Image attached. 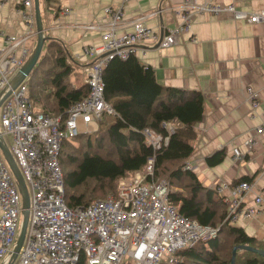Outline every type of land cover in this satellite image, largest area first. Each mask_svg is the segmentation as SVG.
<instances>
[{"label": "built area", "instance_id": "2783aa9c", "mask_svg": "<svg viewBox=\"0 0 264 264\" xmlns=\"http://www.w3.org/2000/svg\"><path fill=\"white\" fill-rule=\"evenodd\" d=\"M8 1L12 0H0V6ZM15 1L25 30L20 35H7L0 48V136L24 177L29 213L25 238L12 264H171L178 260L176 251L216 238L219 227L185 216L171 201L169 179L166 175L155 177V156H150L129 180L121 178L117 194L70 207L60 153L64 141L96 131L103 115L114 113L105 98L103 80L104 69L112 58L136 54L139 45L166 48L179 43L199 13L231 14L234 19L260 23L264 22V9L251 11L234 3L184 0L175 9L180 22L160 31L145 23L147 15L127 22L120 9L106 7L109 17L104 22L82 25L101 37L98 44H83L81 48L82 55L93 56L86 70L89 93L62 117L33 105L27 78L12 88L38 34L34 0ZM65 12H71L70 8ZM248 96L252 109L264 106L256 90L249 88ZM177 125L176 120L163 121L166 133L145 127L146 142L154 150L161 149ZM257 131L264 132V120ZM248 145L251 147L249 140ZM233 152L237 159L244 158L238 148ZM193 168L186 159L184 169ZM211 186L226 203L225 219L231 224L254 217L264 205V191L255 193L251 204L246 203L245 195L253 191L252 182L221 181ZM21 215L23 194L19 181L0 148V264L10 260L23 222Z\"/></svg>", "mask_w": 264, "mask_h": 264}, {"label": "trees", "instance_id": "16d2710c", "mask_svg": "<svg viewBox=\"0 0 264 264\" xmlns=\"http://www.w3.org/2000/svg\"><path fill=\"white\" fill-rule=\"evenodd\" d=\"M45 1L50 6L56 0ZM75 63L77 58L63 40L50 37L45 41L26 79L37 109L66 117L69 108L89 93L87 81L78 85L72 81ZM103 80L105 98L114 108V120L103 127L102 117L93 133H79L63 142L60 162L67 204L88 205L94 199L117 194L118 180L142 169L153 155L155 177L166 175L169 179L170 199L178 210L202 224L220 228L216 238L176 251L178 260L171 264H231L233 248L239 244L264 249L242 226L225 219L227 205L217 190L205 185L193 169H184L185 160L194 152V125L204 116L203 94L161 84L153 67L135 53L112 58L104 69ZM169 120H176L178 125L167 145L154 150L146 142L143 129L151 127L166 133L161 124ZM224 154L225 150H217L207 157V162L213 165ZM244 180L250 182L246 177L238 182ZM235 264H264V257L239 248Z\"/></svg>", "mask_w": 264, "mask_h": 264}, {"label": "crops", "instance_id": "0c3cea01", "mask_svg": "<svg viewBox=\"0 0 264 264\" xmlns=\"http://www.w3.org/2000/svg\"><path fill=\"white\" fill-rule=\"evenodd\" d=\"M183 1L56 0L47 6L45 0H40V7L46 28L44 34L63 40L77 60L84 61L86 81L87 65L92 60L88 59L90 55H82V45L98 44L101 37L82 25L104 22L109 17L104 9L112 7L120 9L127 22L147 15L145 23L163 31L180 22V14L175 9ZM210 1L234 3L251 11L264 9V0ZM67 8L71 12H65ZM156 10L161 11L149 15ZM24 30L25 23L16 1L3 3L0 6V48L7 35H20ZM142 49L146 53H142ZM136 55L153 67L161 84L203 94L204 116L194 125V152L187 159L207 186L221 181L234 183L243 177L249 179L253 191L245 195V201L251 204L254 194L264 191V132L257 131L264 120V106L252 109L248 96V89L252 88L264 100V22L250 23L234 19L231 14L199 13L179 43L166 48L139 45ZM235 147L243 153V159L235 157ZM220 149L225 150L222 160L209 164L207 157ZM238 225L264 245V205L254 217L240 220Z\"/></svg>", "mask_w": 264, "mask_h": 264}, {"label": "water", "instance_id": "95a60500", "mask_svg": "<svg viewBox=\"0 0 264 264\" xmlns=\"http://www.w3.org/2000/svg\"><path fill=\"white\" fill-rule=\"evenodd\" d=\"M34 7H35L36 24H37V31H38L37 41H36V44H35L32 52H31L30 56L28 57L26 62L23 64V66L21 67L18 74L14 77L12 88H15L24 79L29 77L34 66L36 65V63L38 62V60L40 58V55L42 53L45 41L48 38H50V36H46L44 34L46 28L44 27V23H43V16L41 13L40 0H34ZM9 93H10V90L6 93V95H8ZM2 100H3V98L0 99V104H1ZM0 148H1L8 164L10 165L14 175L16 176L17 180L19 181V185H20V188H21V191L23 194V216H24V218H23V222L21 224L20 232H19L18 238L16 240V244H15L13 253L10 257V260L7 263V264H12L18 256V253L20 251V248H21L23 241H24V238H25V233H26V228H27V223H28V213H29V193H28L26 183L24 181V177H23L18 165L16 164V162L14 160L12 153L10 152L9 148L5 145L1 136H0ZM239 248L245 249L248 251H252V252H256L259 255L264 257V249L253 247L251 245L239 244L233 248L231 264H235L236 254H237V250Z\"/></svg>", "mask_w": 264, "mask_h": 264}, {"label": "rangeland", "instance_id": "374dc122", "mask_svg": "<svg viewBox=\"0 0 264 264\" xmlns=\"http://www.w3.org/2000/svg\"><path fill=\"white\" fill-rule=\"evenodd\" d=\"M34 46H35V45H34ZM88 59H89V60H93V56H89ZM89 62H91V61H89ZM83 63H84V61H80V60H77V63H75V70H74V74L72 75V81H73L75 84H77V85H78L79 82H83V81H85V79H86V77H85V75H84V73H85V66H86V65H84ZM87 66H88V65H87ZM29 76H30V75H29ZM78 76L81 77L80 80H82V81H80V80L78 79ZM113 120H114V116H113L112 114H105V115H103L102 126H103V127H106L107 125H110V124L113 122ZM92 133H93V132H92ZM92 136L95 137V133L92 134ZM7 139H8L9 142H11V138H10V137H7ZM127 177H128V176H127ZM125 178H126V177H125ZM119 180H120V179H119ZM119 180H118V182H119ZM127 180H129V177L127 178ZM20 218H21V220H23L24 216L21 215ZM225 233H226V231H225Z\"/></svg>", "mask_w": 264, "mask_h": 264}]
</instances>
